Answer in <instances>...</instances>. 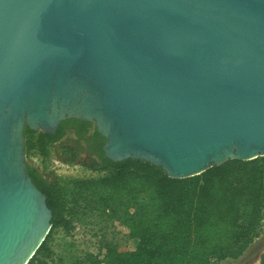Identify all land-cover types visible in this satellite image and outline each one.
<instances>
[{
  "label": "water",
  "instance_id": "95a60500",
  "mask_svg": "<svg viewBox=\"0 0 264 264\" xmlns=\"http://www.w3.org/2000/svg\"><path fill=\"white\" fill-rule=\"evenodd\" d=\"M66 119L172 179L264 157V0H0V264L51 228L24 128Z\"/></svg>",
  "mask_w": 264,
  "mask_h": 264
},
{
  "label": "trees",
  "instance_id": "16d2710c",
  "mask_svg": "<svg viewBox=\"0 0 264 264\" xmlns=\"http://www.w3.org/2000/svg\"><path fill=\"white\" fill-rule=\"evenodd\" d=\"M88 129L80 135L78 127L77 140H83ZM23 135L26 157L36 153L45 160L64 133L48 138L24 128ZM77 140L64 141L60 159L81 164L99 177L61 180L26 164L28 176L51 211L50 231L27 264L51 258L52 233L60 229L71 235L87 213L119 223L134 246L121 252L104 244L70 264H214V260L239 258L262 230L264 157L231 160L198 176L172 179L148 162H113L101 151L97 159L78 163Z\"/></svg>",
  "mask_w": 264,
  "mask_h": 264
},
{
  "label": "rangeland",
  "instance_id": "374dc122",
  "mask_svg": "<svg viewBox=\"0 0 264 264\" xmlns=\"http://www.w3.org/2000/svg\"><path fill=\"white\" fill-rule=\"evenodd\" d=\"M64 144V141L61 142ZM62 145L56 144L54 148L60 153ZM86 161L85 155H79L76 162ZM56 174L77 175L83 173L75 168H61L53 164ZM138 204L143 203L141 197ZM192 240V237L190 238ZM104 244L115 246L118 251L125 252L134 246V241L129 237L128 231L119 223L105 219L95 213H87L79 220L77 228L71 235H66L58 229L52 233L50 249L53 253L51 258L42 260L37 258L35 264H70L74 261L83 260L85 255L94 248ZM264 251V229L258 237L251 242L242 255L237 259H227L222 262L213 261L214 264H250L257 257V254Z\"/></svg>",
  "mask_w": 264,
  "mask_h": 264
},
{
  "label": "flooded vegetation",
  "instance_id": "af4514ba",
  "mask_svg": "<svg viewBox=\"0 0 264 264\" xmlns=\"http://www.w3.org/2000/svg\"><path fill=\"white\" fill-rule=\"evenodd\" d=\"M90 125V126H89ZM79 127V134H83L86 127H89L88 132L83 136V140H77L75 136V131ZM27 128V127H25ZM94 131H96L95 126L93 123L85 122V121H79L76 119H66L62 121L57 128L54 130L52 134L44 133L41 131H34V132H40L44 135H46L48 138H57L59 135H62L64 133V136L61 137L58 142L54 143V146L56 144L62 145V141L67 140H77L78 142L74 144V147L79 155H85L86 156V162H89L91 159H97L98 156H100V153L103 152V141L102 137L97 131L98 138L95 139L94 137ZM104 138V137H103ZM25 140V139H24ZM102 143V144H101ZM59 151V150H58ZM101 151V152H100ZM60 156H62V149H60V153H58ZM105 155V154H104ZM250 264H264V251H261L257 254V257L251 261Z\"/></svg>",
  "mask_w": 264,
  "mask_h": 264
},
{
  "label": "built area",
  "instance_id": "2783aa9c",
  "mask_svg": "<svg viewBox=\"0 0 264 264\" xmlns=\"http://www.w3.org/2000/svg\"><path fill=\"white\" fill-rule=\"evenodd\" d=\"M25 162L28 163L33 168L37 169L39 172H43L45 175H48L52 178L57 179H93L100 176L99 173L95 172L94 170H91L81 164H66L62 162L60 159V156L58 154V151L54 148H50L49 157L47 159H42L38 154L33 153L29 157H26L25 155ZM58 164L61 168H75L79 169L83 173H78L77 175H59L56 174V169L54 168L53 164ZM262 229H264V221Z\"/></svg>",
  "mask_w": 264,
  "mask_h": 264
}]
</instances>
